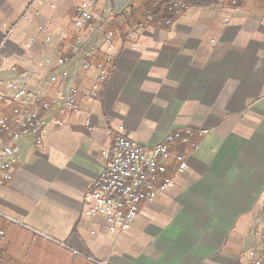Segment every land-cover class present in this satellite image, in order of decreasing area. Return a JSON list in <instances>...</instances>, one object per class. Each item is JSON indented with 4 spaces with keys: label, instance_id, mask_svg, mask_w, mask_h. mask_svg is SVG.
<instances>
[{
    "label": "crops",
    "instance_id": "0c3cea01",
    "mask_svg": "<svg viewBox=\"0 0 264 264\" xmlns=\"http://www.w3.org/2000/svg\"><path fill=\"white\" fill-rule=\"evenodd\" d=\"M81 2L0 0L1 89L22 81L45 98L59 95L70 76L45 78L72 53ZM236 2L196 5L170 26L143 17L133 35L118 32L116 67L98 98L85 94L96 67L77 73L75 108L46 113L42 143L23 141L13 181L0 188L7 240L18 252L0 264L26 263L22 251L39 252L38 237L60 252L57 264L245 263L264 195V0ZM188 127L208 130L172 145L188 168L169 163L174 184L140 205L115 245L105 217L83 210L102 150L118 132L151 148Z\"/></svg>",
    "mask_w": 264,
    "mask_h": 264
},
{
    "label": "built area",
    "instance_id": "2783aa9c",
    "mask_svg": "<svg viewBox=\"0 0 264 264\" xmlns=\"http://www.w3.org/2000/svg\"><path fill=\"white\" fill-rule=\"evenodd\" d=\"M134 1L82 0L74 20L77 31L72 53L61 57L56 64L57 71L48 72L45 78L53 84L70 76L56 98L31 92L22 81H12L5 89L0 88V103L7 110L0 111V188L13 181L14 166L20 158L23 141L32 138L35 146L42 143L41 135L48 125L46 113L75 108L76 76L81 69L96 67L97 80L90 90H85V94L100 97L116 67L119 52L118 31L108 26L127 12ZM227 1L152 0L145 19L151 25L157 22L170 26L175 17L196 5L214 6ZM233 2L237 3L236 0ZM40 13L35 12L37 16ZM23 18H28V14ZM134 32L135 28L129 29L127 34L133 35ZM86 123L89 127L94 125L89 119ZM207 132V129L191 127L177 130L151 148L121 132L116 133L112 144L102 150V171L92 180V186L85 194V214L92 218L104 216L109 233L115 235V245H119L133 224L139 206L158 200L174 184V179L167 175L169 163L179 164L180 172L188 168L186 154L173 149L172 145L179 142L188 146L193 137ZM252 220L243 247L246 253L244 264H264V195Z\"/></svg>",
    "mask_w": 264,
    "mask_h": 264
},
{
    "label": "rangeland",
    "instance_id": "374dc122",
    "mask_svg": "<svg viewBox=\"0 0 264 264\" xmlns=\"http://www.w3.org/2000/svg\"><path fill=\"white\" fill-rule=\"evenodd\" d=\"M142 13L143 12H141L138 15V19L142 18V16H143ZM5 220H7V219L4 216H2V214L0 213V247H2L4 245L7 246V247H3L2 249H0V251H1L0 256L2 258L7 259V262H10L11 256H17L18 252L12 251L10 249V241L7 240L8 227H7V224L5 223ZM13 224H15V223H13ZM35 236L38 237L39 235L35 234ZM54 240H56L55 245H57L59 247L64 246L63 244H65L62 241V238H57V239L54 238ZM37 241L42 243V245H41L42 248L39 249L40 250L39 252L31 254V252L28 251V248L22 251V256L26 257V259H27L26 260L27 262L24 264H57V258H58V254H60V252L58 250H56V248L53 247L54 244L50 243L51 240H43V238L38 237ZM37 241L32 240L33 243L37 242ZM2 258L0 259L1 261H3ZM18 258H19V262H20L19 264H22L21 263L22 257L19 256Z\"/></svg>",
    "mask_w": 264,
    "mask_h": 264
},
{
    "label": "trees",
    "instance_id": "16d2710c",
    "mask_svg": "<svg viewBox=\"0 0 264 264\" xmlns=\"http://www.w3.org/2000/svg\"><path fill=\"white\" fill-rule=\"evenodd\" d=\"M151 1L152 0H136L134 1L130 8L125 12L121 18H116L112 24H110L108 27L109 28H114L119 32V34H122L123 37L127 36V31L129 29H134L140 28L143 26L145 23V20L143 21L142 19H138V15L143 12L142 18L146 17L147 11L149 8H151ZM139 24V25H137ZM146 24V23H145ZM120 52L117 53V56L119 55ZM113 73V71H112ZM111 73V74H112ZM111 76V75H110Z\"/></svg>",
    "mask_w": 264,
    "mask_h": 264
}]
</instances>
